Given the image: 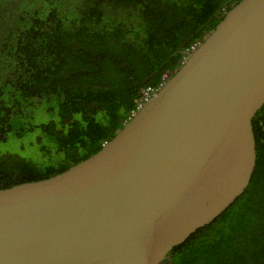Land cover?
<instances>
[{
	"label": "water",
	"instance_id": "95a60500",
	"mask_svg": "<svg viewBox=\"0 0 264 264\" xmlns=\"http://www.w3.org/2000/svg\"><path fill=\"white\" fill-rule=\"evenodd\" d=\"M264 0H240L85 160L0 188V264H163L247 189Z\"/></svg>",
	"mask_w": 264,
	"mask_h": 264
},
{
	"label": "trees",
	"instance_id": "16d2710c",
	"mask_svg": "<svg viewBox=\"0 0 264 264\" xmlns=\"http://www.w3.org/2000/svg\"><path fill=\"white\" fill-rule=\"evenodd\" d=\"M239 1L0 0V188L96 153ZM252 124L247 189L166 263L264 264V106Z\"/></svg>",
	"mask_w": 264,
	"mask_h": 264
},
{
	"label": "built area",
	"instance_id": "2783aa9c",
	"mask_svg": "<svg viewBox=\"0 0 264 264\" xmlns=\"http://www.w3.org/2000/svg\"><path fill=\"white\" fill-rule=\"evenodd\" d=\"M168 78V76H164L161 80V84H159V86L157 88H151V87H147L144 89L142 96L139 100V103L137 105V109L140 107V104H142L143 102H145L146 100H148L159 88L160 86L164 83V81ZM136 109V110H137Z\"/></svg>",
	"mask_w": 264,
	"mask_h": 264
},
{
	"label": "flooded vegetation",
	"instance_id": "af4514ba",
	"mask_svg": "<svg viewBox=\"0 0 264 264\" xmlns=\"http://www.w3.org/2000/svg\"><path fill=\"white\" fill-rule=\"evenodd\" d=\"M160 84V83H159ZM159 84H158V86H159ZM158 86H156V88L158 87ZM165 263H163V264H168V263H166V262H168V261H164Z\"/></svg>",
	"mask_w": 264,
	"mask_h": 264
},
{
	"label": "rangeland",
	"instance_id": "374dc122",
	"mask_svg": "<svg viewBox=\"0 0 264 264\" xmlns=\"http://www.w3.org/2000/svg\"><path fill=\"white\" fill-rule=\"evenodd\" d=\"M15 148V147H14ZM27 154H29V152H27Z\"/></svg>",
	"mask_w": 264,
	"mask_h": 264
},
{
	"label": "clouds",
	"instance_id": "9594fccd",
	"mask_svg": "<svg viewBox=\"0 0 264 264\" xmlns=\"http://www.w3.org/2000/svg\"><path fill=\"white\" fill-rule=\"evenodd\" d=\"M136 111V110H135Z\"/></svg>",
	"mask_w": 264,
	"mask_h": 264
}]
</instances>
